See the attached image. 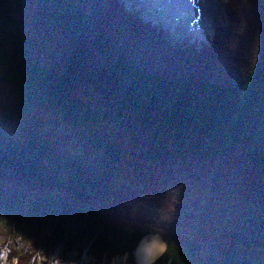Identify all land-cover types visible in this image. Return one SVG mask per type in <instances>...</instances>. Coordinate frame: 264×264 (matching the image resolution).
I'll use <instances>...</instances> for the list:
<instances>
[{"label": "trees", "instance_id": "obj_1", "mask_svg": "<svg viewBox=\"0 0 264 264\" xmlns=\"http://www.w3.org/2000/svg\"><path fill=\"white\" fill-rule=\"evenodd\" d=\"M226 9V27L195 48L172 43L122 0H0L3 79L23 111L47 103L75 128L118 117L143 158L168 156L159 135L169 127L178 154L201 168L206 191L232 184L230 194L260 201L264 0H227ZM79 87L83 98L73 93ZM92 134L91 143L118 158L114 144ZM27 140L23 148L0 136V235L46 251L85 250L106 262L132 259L148 229L112 223L86 207L91 177L84 165L55 159L34 132ZM155 264H264V258L171 235Z\"/></svg>", "mask_w": 264, "mask_h": 264}, {"label": "rangeland", "instance_id": "obj_2", "mask_svg": "<svg viewBox=\"0 0 264 264\" xmlns=\"http://www.w3.org/2000/svg\"><path fill=\"white\" fill-rule=\"evenodd\" d=\"M122 1L137 10L144 22L155 24L147 19V15L154 11L156 16L159 12L158 0H152L154 4L150 8L146 6V0ZM160 1L171 18L164 19L167 23L157 21L156 24L174 44L195 48L208 45L215 29L224 25L227 0H217L212 7L210 29L201 26L200 31L193 35L189 33V25L199 27L194 24L195 13H191L197 0ZM4 75L5 69L0 64V136L27 148V134L34 132L39 140L49 142V152L55 159L83 164L86 174L91 177L82 199L86 207L97 210L112 223L148 229L143 238L151 234L159 235L163 241L162 251L167 237L182 235L191 241L215 243L235 254H253L264 258V242L257 239L256 232L254 237L251 235V242L239 238L240 228L246 225L248 210H256L257 204L239 194L227 198L224 188L212 193L206 191L202 186L201 168L188 164L178 154L172 144L169 127H165L159 135V142L166 146L168 156L143 158L136 153L131 131L119 124L118 117L111 121L101 120L97 125L75 128L60 119L58 108L47 103L23 111L12 85L3 79ZM83 90L79 87L73 93L83 98ZM92 130L96 136L104 137L120 150L117 159H111L91 143ZM173 166L175 170H172ZM62 173L65 174L64 171ZM23 181L34 185L31 180ZM250 230L248 228L245 234ZM247 236L250 237L249 234ZM33 247L24 238L0 235V264H77L83 260L87 264H137L134 253L132 259L123 255L106 262L90 256L85 250L78 252L57 247L46 251V248Z\"/></svg>", "mask_w": 264, "mask_h": 264}, {"label": "bare ground", "instance_id": "obj_3", "mask_svg": "<svg viewBox=\"0 0 264 264\" xmlns=\"http://www.w3.org/2000/svg\"><path fill=\"white\" fill-rule=\"evenodd\" d=\"M159 2V7L160 10L154 15V12H152V16H148V12L146 10L147 18L150 17L155 21H162L167 23L164 19H167L171 16L170 13H167V10H164V5L160 4L161 1L158 0ZM210 0H204L199 3V0H197L196 6L193 8L191 13H195L193 16V19H195V25H199V27H195L193 24L189 25L190 26V31L189 33L193 35L197 31H200L198 29H201V26L204 29H210V25L212 24V19H211V10L212 7L217 4V0H212V2L209 3ZM212 3L213 6L211 5ZM152 0H146V6L148 5L149 8L152 7ZM178 13V12H177ZM170 15V16H169ZM174 15V14H173ZM156 17V19H154ZM171 18V17H170ZM197 20V21H196ZM208 26H207V25ZM212 30V29H211ZM163 248V241L157 234H151L145 238H141L140 241L137 243V246L134 249V254L136 257L137 264H154L155 259L159 256ZM68 263H72L71 261H68ZM77 264H87L85 260L81 261V263Z\"/></svg>", "mask_w": 264, "mask_h": 264}, {"label": "flooded vegetation", "instance_id": "obj_4", "mask_svg": "<svg viewBox=\"0 0 264 264\" xmlns=\"http://www.w3.org/2000/svg\"><path fill=\"white\" fill-rule=\"evenodd\" d=\"M204 0H199V3L201 4V2ZM212 2V0L209 1V3ZM214 3H212L211 5L213 6ZM229 187V189L231 190L232 188V184H228L226 186V192L225 193L227 195V198L230 197H236L237 194H239L238 192L230 194V190L227 189ZM212 193V192H210ZM220 195V194H219ZM223 195V194H222ZM240 195V194H239ZM241 196V195H240ZM242 197V196H241ZM243 198V197H242ZM245 199V198H243ZM248 200V199H245ZM251 201V200H248ZM254 202V204L257 206V208H255L256 210H248L247 214H246V225H243L240 228V235L242 237L241 241H245V242H251L252 238L251 235L254 237L255 232L257 234V239L260 240L261 242H264V238H262L261 234L264 232V199L260 200V201H251ZM249 228L250 232L248 231L247 234H245V231ZM254 233V234H253ZM249 234L250 237H248L247 235Z\"/></svg>", "mask_w": 264, "mask_h": 264}, {"label": "water", "instance_id": "obj_5", "mask_svg": "<svg viewBox=\"0 0 264 264\" xmlns=\"http://www.w3.org/2000/svg\"><path fill=\"white\" fill-rule=\"evenodd\" d=\"M144 236H145V235H143L142 237H144ZM139 241H140V240H139ZM139 241H138V242H139Z\"/></svg>", "mask_w": 264, "mask_h": 264}]
</instances>
